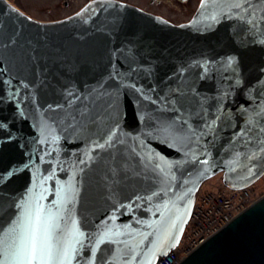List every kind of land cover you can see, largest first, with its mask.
Here are the masks:
<instances>
[{
  "label": "water",
  "instance_id": "95a60500",
  "mask_svg": "<svg viewBox=\"0 0 264 264\" xmlns=\"http://www.w3.org/2000/svg\"><path fill=\"white\" fill-rule=\"evenodd\" d=\"M7 1L0 80L14 87L0 90L8 124L0 129V239L15 238L9 217L28 201L52 214L57 238L84 241L88 255L79 251L73 264H156L178 245L205 180L221 173L238 190L264 175V28L251 29L237 10L229 18L230 1H206L181 26L112 0L41 23ZM249 3L256 15L264 8ZM229 55L243 61L244 91L230 87L240 69ZM115 73L142 91L117 92ZM178 85L183 107L165 105ZM5 168L15 176L5 179ZM178 264H264V196Z\"/></svg>",
  "mask_w": 264,
  "mask_h": 264
},
{
  "label": "snow or ice",
  "instance_id": "6c2138e0",
  "mask_svg": "<svg viewBox=\"0 0 264 264\" xmlns=\"http://www.w3.org/2000/svg\"><path fill=\"white\" fill-rule=\"evenodd\" d=\"M204 6V4L201 5V7ZM228 7L230 9L227 14L229 15V18H231V10H237L240 13L237 18L244 20L250 25L251 29L264 28V8H260V14L256 15L257 5L249 3V0H232ZM213 19H215V17H213ZM261 43L264 44V41ZM227 63L229 66L233 67L234 71L240 69V71H236L237 78L235 79L234 84H231L230 87L244 91L249 87V84L244 78V65L242 59L237 56L229 55L227 57ZM201 67H203V65H201ZM259 71L264 74V65L259 67ZM3 74V70H0V76ZM119 76V73L110 76V79L115 81L114 87H116L117 92L120 87L124 86L134 88L136 92L142 91L139 88H135V85H123L118 80ZM10 86L14 87L11 85V81L5 82L0 80V90ZM188 87H191V85H188ZM174 92L176 94L175 99H170L169 96L162 97L161 99L165 105L172 104L183 107L181 97L186 98V94L182 87L178 85ZM227 94L228 93L226 92L225 96H227ZM69 95L71 96L72 94L69 93ZM169 95L171 96L172 93L170 92ZM224 98L225 97H219L216 101L218 112L221 111V101ZM3 99V96H0V100ZM249 102H251L250 98ZM152 103L155 104L156 101L153 100ZM224 107H226V105H224ZM173 111H179V109L174 108ZM219 119H221V116H216L215 120L212 121V124ZM5 120V117H0V129L8 128V124L4 122ZM182 123L186 124L187 121L183 120ZM212 124H205L209 133L212 132ZM116 126L118 128L119 124L117 123ZM8 135L11 136V133L9 132ZM112 136L113 134L109 132L105 144L111 146V144L114 143ZM199 139L200 137H197V140ZM100 147H103V145H100ZM254 156L255 154H253V157H250V159H253ZM203 162L206 163V161ZM21 163H23V161H21ZM154 166L160 167V165ZM24 167L27 168L28 165L24 164ZM2 171L5 174V179L7 177L15 176L16 173L15 168H12L11 171H9L8 168H5ZM29 191H31V189H29ZM138 199H143V197H138ZM15 207L18 210L19 215L14 220L9 217L12 226L8 230L15 234V238H9L8 232H6L5 237L0 239V264H73V261L80 260V257L77 255L79 251H84L85 257H87L89 249L85 247L84 241L80 240L76 234L70 236L59 235V238L54 235V217L50 212L46 217L42 216V212L44 211L42 206L37 204L36 208L33 209L28 201H24L16 203ZM55 227L58 228V225ZM76 231L78 232V230ZM78 235L84 236V233L78 232ZM86 239L91 240L92 237L89 236L86 237ZM101 243H103V237L96 240L97 245ZM90 251L95 255L96 247H91ZM98 259H100V264H106V261L102 258L98 257ZM81 264H83V261H81Z\"/></svg>",
  "mask_w": 264,
  "mask_h": 264
},
{
  "label": "built area",
  "instance_id": "2783aa9c",
  "mask_svg": "<svg viewBox=\"0 0 264 264\" xmlns=\"http://www.w3.org/2000/svg\"><path fill=\"white\" fill-rule=\"evenodd\" d=\"M256 200L249 189L202 193L197 198L181 247L170 252L158 264H176L180 257L189 254Z\"/></svg>",
  "mask_w": 264,
  "mask_h": 264
},
{
  "label": "rangeland",
  "instance_id": "374dc122",
  "mask_svg": "<svg viewBox=\"0 0 264 264\" xmlns=\"http://www.w3.org/2000/svg\"><path fill=\"white\" fill-rule=\"evenodd\" d=\"M9 2H14L15 0H8ZM86 0H69V7L65 9L63 7V0H20V6L26 10L27 13L34 16L37 19L42 20H53L61 19L65 16L74 14L76 10L83 5ZM126 1L131 5L139 6L144 10H150L156 14L164 16L174 23L184 21L189 16L195 7L197 0H190L186 5L183 6H172L173 0H156V2L151 3V0H121ZM23 4V6H22ZM153 4V5H152ZM51 5V6H50ZM50 6V7H49ZM54 6V7H52ZM48 7V8H47ZM221 173L205 180L198 190V196L200 191L206 188H215L221 185ZM202 187V188H201ZM253 190L257 191L259 195H264V175L253 184ZM197 198V196H196Z\"/></svg>",
  "mask_w": 264,
  "mask_h": 264
},
{
  "label": "flooded vegetation",
  "instance_id": "af4514ba",
  "mask_svg": "<svg viewBox=\"0 0 264 264\" xmlns=\"http://www.w3.org/2000/svg\"><path fill=\"white\" fill-rule=\"evenodd\" d=\"M15 1H17V4L16 3H14V2H9V3H11V4H13L15 7H17L19 10H21L22 12H24V13H26V14H29V13H27L26 12V10L25 9H23V8H25V7H21L20 6V0H15ZM94 1H98V0H86L84 3H83V5L82 6H80L77 10H76V12L77 11H79L80 9H82L84 6H86L87 4H89V3H91V2H94ZM101 1V0H100ZM112 1H116V2H119V3H122V4H126V5H130V6H133V7H135V8H137V9H139V10H141L142 12H144V13H146V14H150V15H152V16H156V17H159V18H162L163 20H165V21H167L168 23H170V24H172V25H174V26H181V25H184V24H187V23H189L191 20H192V18H193V16L195 15V14H197V11L200 9V6L202 5V3H203V0H197V3H196V5H195V7H193V9H192V11H191V13H190V16L186 19V20H184V21H180V22H177V23H174V22H172L171 20H169L168 18H166V17H164V16H161V15H159V14H156V13H154V12H152V11H150V10H144L143 8H141V7H139V6H134V5H131V4H129L128 2H126V1H121V0H112ZM190 0H173V2H172V6H174V7H176V6H183V5H186L188 2H189ZM223 1H230V2H232V0H223ZM21 2H22V0H21ZM154 2H156V0H151L150 1V4L151 3H153L154 4ZM152 4V5H153ZM22 6H23V4H22ZM51 6V5H50ZM49 6V7H50ZM209 6V5H208ZM208 6H204V8H207ZM52 7H54V6H52ZM63 7L65 8V9H68V7H69V0H63ZM48 8V7H47ZM75 12V13H76ZM72 15V14H71ZM70 16V15H69ZM66 17H68V16H65L64 18H66ZM63 18V19H64ZM62 19V18H61ZM39 20H42V19H39ZM56 20H59V19H55V20H49V21H47V20H42V21H46V22H51V21H56Z\"/></svg>",
  "mask_w": 264,
  "mask_h": 264
},
{
  "label": "bare ground",
  "instance_id": "6f19581e",
  "mask_svg": "<svg viewBox=\"0 0 264 264\" xmlns=\"http://www.w3.org/2000/svg\"><path fill=\"white\" fill-rule=\"evenodd\" d=\"M216 234V233H215Z\"/></svg>",
  "mask_w": 264,
  "mask_h": 264
}]
</instances>
